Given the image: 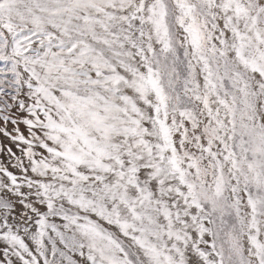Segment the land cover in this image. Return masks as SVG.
<instances>
[{
  "label": "snow or ice",
  "instance_id": "snow-or-ice-1",
  "mask_svg": "<svg viewBox=\"0 0 264 264\" xmlns=\"http://www.w3.org/2000/svg\"><path fill=\"white\" fill-rule=\"evenodd\" d=\"M0 264H264V0H0Z\"/></svg>",
  "mask_w": 264,
  "mask_h": 264
}]
</instances>
